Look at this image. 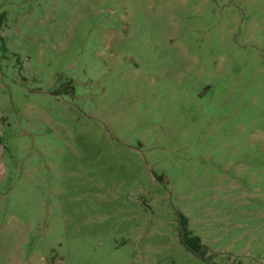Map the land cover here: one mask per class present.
<instances>
[{
    "label": "rangeland",
    "instance_id": "1",
    "mask_svg": "<svg viewBox=\"0 0 264 264\" xmlns=\"http://www.w3.org/2000/svg\"><path fill=\"white\" fill-rule=\"evenodd\" d=\"M0 14V264H264V0Z\"/></svg>",
    "mask_w": 264,
    "mask_h": 264
},
{
    "label": "trees",
    "instance_id": "2",
    "mask_svg": "<svg viewBox=\"0 0 264 264\" xmlns=\"http://www.w3.org/2000/svg\"><path fill=\"white\" fill-rule=\"evenodd\" d=\"M4 20H5V16L4 14H0V28L3 26V23H4ZM183 219V223H182V227H185L186 224H185V218H182ZM194 240V243H195V247H193V250L196 252L197 250H199L202 246H201V243H200V240L199 238L195 237L193 238Z\"/></svg>",
    "mask_w": 264,
    "mask_h": 264
}]
</instances>
